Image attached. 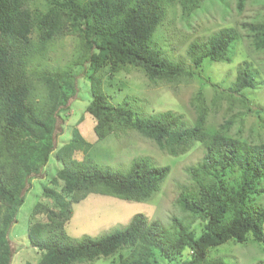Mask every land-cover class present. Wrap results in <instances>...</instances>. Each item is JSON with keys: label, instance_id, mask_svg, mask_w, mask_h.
<instances>
[{"label": "trees", "instance_id": "1", "mask_svg": "<svg viewBox=\"0 0 264 264\" xmlns=\"http://www.w3.org/2000/svg\"><path fill=\"white\" fill-rule=\"evenodd\" d=\"M175 1L189 14L201 0H0V264L10 263L8 230L29 180L44 172L50 154L62 166L42 187L43 202L32 210L46 220L29 226L28 243L41 254L38 262L26 264H87L112 255H118L117 264H160V257L180 264H225L221 257H211L209 248L228 239L242 243L248 237L260 243L264 253V142L229 134L230 120L214 130L207 128L212 107L220 105L223 96L250 110L241 94L255 87L250 65H239L230 92L215 91L210 102L201 90L192 95V124L172 110L142 116L125 99L113 104L96 76L102 68L110 75L137 68L152 85L177 84L193 79L207 59L230 62L240 37L234 27L191 41L190 66L151 45ZM246 1L236 0L238 12ZM242 27L253 47L264 50V14ZM66 36L77 37L80 53L53 65L49 54ZM76 71H83L89 81L85 115L93 120L97 140L134 129L171 156L186 153L194 144L202 147L200 161L186 168L189 182L175 199L187 220L173 216L167 228L159 219L135 213L125 226L97 238L66 233L73 205L87 195L143 202L160 190L170 172L169 166L155 165L146 156L133 158L125 172L98 165L86 155L90 143L77 128L53 151L56 119L70 97ZM197 219L198 235L191 228ZM185 251L189 256L183 258Z\"/></svg>", "mask_w": 264, "mask_h": 264}, {"label": "rangeland", "instance_id": "2", "mask_svg": "<svg viewBox=\"0 0 264 264\" xmlns=\"http://www.w3.org/2000/svg\"><path fill=\"white\" fill-rule=\"evenodd\" d=\"M235 3L236 0H201L198 7L186 14L175 1L168 6L166 16L154 31L151 42V45L159 46L167 57L181 59L190 66L187 47L191 41L205 40L224 27H234L240 37L235 44L233 55L231 50L230 62L207 59L202 63L200 73L193 79L177 84L158 85L150 84L137 68L122 70L114 75H110L108 69L102 68L96 76H99L108 99L113 104L125 99L132 111L142 116L172 110L183 114L192 124L195 118L189 104L192 95L201 90L210 102L215 91L222 89L226 93L230 92L229 87L235 80L237 68L242 62H247L255 73V87L245 89L241 94L248 99L250 110L242 107L238 101L232 103V99L228 100L223 96L220 105L212 107L207 128L214 130L230 120L229 134L239 136L248 142H264V50H256L253 47L247 31L242 27L243 22L261 20L264 14V0H247L241 12L237 11ZM79 53L77 37L66 36L51 50L50 62L53 65H62L70 59H75ZM81 72L83 71L75 72V79L70 83L72 87L70 97L56 119V127L51 137L53 151L68 142L73 129L77 128L90 143L86 155L98 165L125 172L133 158L146 156L155 165L169 166L170 172L160 190L150 200L143 202L123 200L105 194L87 195L73 205L72 215L65 224L66 233L74 238L83 236L97 238L125 226L135 213H142L148 219H159L167 228H170L173 216L187 220L186 213L176 205L175 199L181 186L189 182L186 168L200 161L202 147L194 144L186 153L171 156L159 150L153 141L143 138L134 129L112 132L105 138L97 140L93 133V120L85 115L91 94L86 74ZM233 96L238 97L237 94ZM61 166L62 164L50 154L44 172L29 180L24 201L18 209L16 220L8 230L12 251L9 264L38 262L41 251L29 245L28 230L32 223L45 221L46 217L33 213L32 210L38 202H43L42 187L49 184V178ZM261 202H264V195ZM200 223L197 219L191 224L196 235L201 231ZM208 254L211 257H221L225 264H264V253L261 251L260 243L251 237L242 243L228 239L209 248ZM188 256L185 251L182 257ZM159 261L160 264H180L176 259L167 260L160 257ZM117 262L118 255H112L100 257L87 264Z\"/></svg>", "mask_w": 264, "mask_h": 264}]
</instances>
